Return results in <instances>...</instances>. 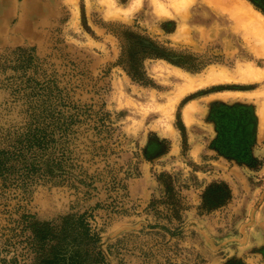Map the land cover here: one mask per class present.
I'll list each match as a JSON object with an SVG mask.
<instances>
[{"label":"rangeland","instance_id":"rangeland-1","mask_svg":"<svg viewBox=\"0 0 264 264\" xmlns=\"http://www.w3.org/2000/svg\"><path fill=\"white\" fill-rule=\"evenodd\" d=\"M202 1L0 0V264H264V31Z\"/></svg>","mask_w":264,"mask_h":264},{"label":"bare ground","instance_id":"bare-ground-1","mask_svg":"<svg viewBox=\"0 0 264 264\" xmlns=\"http://www.w3.org/2000/svg\"><path fill=\"white\" fill-rule=\"evenodd\" d=\"M197 12H200V21L204 25L208 24V29L210 31H215L218 37H221L222 34H229L230 32L236 34L238 31L251 33V27L258 31H264L263 15L256 12L243 0L202 1L201 5H198ZM242 22L243 25L241 28H238L237 24H241ZM221 25L225 27L223 29H218ZM203 31L205 32L206 29Z\"/></svg>","mask_w":264,"mask_h":264}]
</instances>
